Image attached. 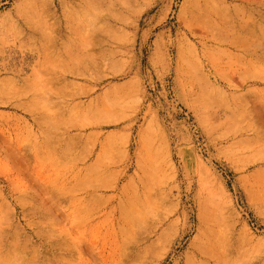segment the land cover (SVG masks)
Instances as JSON below:
<instances>
[{
	"label": "rangeland",
	"instance_id": "rangeland-1",
	"mask_svg": "<svg viewBox=\"0 0 264 264\" xmlns=\"http://www.w3.org/2000/svg\"><path fill=\"white\" fill-rule=\"evenodd\" d=\"M0 264H264V0H0Z\"/></svg>",
	"mask_w": 264,
	"mask_h": 264
}]
</instances>
